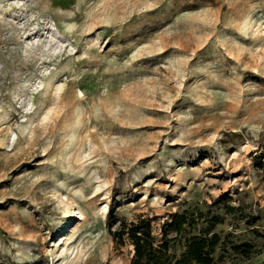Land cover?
Returning <instances> with one entry per match:
<instances>
[{
  "label": "rangeland",
  "instance_id": "rangeland-1",
  "mask_svg": "<svg viewBox=\"0 0 264 264\" xmlns=\"http://www.w3.org/2000/svg\"><path fill=\"white\" fill-rule=\"evenodd\" d=\"M220 195L264 264V0H0V264H130L108 227Z\"/></svg>",
  "mask_w": 264,
  "mask_h": 264
},
{
  "label": "trees",
  "instance_id": "trees-1",
  "mask_svg": "<svg viewBox=\"0 0 264 264\" xmlns=\"http://www.w3.org/2000/svg\"><path fill=\"white\" fill-rule=\"evenodd\" d=\"M229 201V197L220 195L205 205L208 208L205 213L194 207L171 214L161 228L159 238L153 235L151 221L147 218L129 223L122 219L118 230L108 227V232L117 245L132 248L130 264H220L227 258L233 260L232 264H246L256 253L255 246L249 242L233 241L229 234L222 236L215 232L225 217L246 220L245 214L230 206ZM210 208L222 210L225 217L211 214ZM198 225L201 228L193 233ZM252 233L264 242L263 234L255 229Z\"/></svg>",
  "mask_w": 264,
  "mask_h": 264
},
{
  "label": "bare ground",
  "instance_id": "bare-ground-1",
  "mask_svg": "<svg viewBox=\"0 0 264 264\" xmlns=\"http://www.w3.org/2000/svg\"><path fill=\"white\" fill-rule=\"evenodd\" d=\"M36 32H37V31H36ZM36 32H35V33H36ZM30 35H31V34H30ZM53 43H54V42H53ZM53 43H51V44H53Z\"/></svg>",
  "mask_w": 264,
  "mask_h": 264
}]
</instances>
